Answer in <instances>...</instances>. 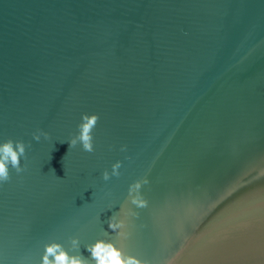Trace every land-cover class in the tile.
Returning <instances> with one entry per match:
<instances>
[{
	"label": "water",
	"instance_id": "1",
	"mask_svg": "<svg viewBox=\"0 0 264 264\" xmlns=\"http://www.w3.org/2000/svg\"><path fill=\"white\" fill-rule=\"evenodd\" d=\"M83 113L91 153L68 143ZM8 138L26 155L0 182V264L97 239L149 264H264V0H0Z\"/></svg>",
	"mask_w": 264,
	"mask_h": 264
},
{
	"label": "clouds",
	"instance_id": "2",
	"mask_svg": "<svg viewBox=\"0 0 264 264\" xmlns=\"http://www.w3.org/2000/svg\"><path fill=\"white\" fill-rule=\"evenodd\" d=\"M99 120L98 113H83L81 122L78 125V133L73 135L68 141L69 147H75L77 143L82 145L86 152H93V130ZM41 135L47 139L49 133L37 130L33 133V138L40 140ZM121 151H126V146H121ZM26 155V145L23 140H13L8 138L0 142V182H6L10 179L9 168L15 169L17 173L24 169L21 167V157ZM130 159V157H129ZM122 162L117 160L111 166V173L105 169L102 177L105 181L109 180L111 176H120L119 169ZM148 178L138 179L132 182L128 188V200L132 205L143 208L147 206L148 201L143 197L141 188L147 184ZM135 215L136 213H132ZM109 228L113 230L118 236H127L126 232L119 231L125 226L123 219L117 220L113 216L108 221ZM71 246L73 248L79 247V240L77 237L71 238ZM87 251L91 254L90 258L83 256L80 252L70 253L62 243L51 240L44 245V252L40 264H149L148 260L140 259L138 256L128 254L122 246L112 240L97 239L94 243L85 246Z\"/></svg>",
	"mask_w": 264,
	"mask_h": 264
}]
</instances>
